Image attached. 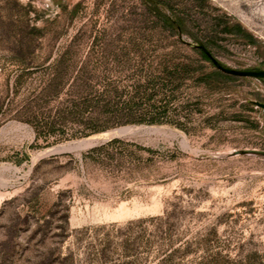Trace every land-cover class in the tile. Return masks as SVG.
<instances>
[{"label": "rangeland", "instance_id": "1", "mask_svg": "<svg viewBox=\"0 0 264 264\" xmlns=\"http://www.w3.org/2000/svg\"><path fill=\"white\" fill-rule=\"evenodd\" d=\"M195 44L264 69V0H0V264H264V157L229 155L264 80ZM128 126L166 130L63 147Z\"/></svg>", "mask_w": 264, "mask_h": 264}, {"label": "water", "instance_id": "2", "mask_svg": "<svg viewBox=\"0 0 264 264\" xmlns=\"http://www.w3.org/2000/svg\"><path fill=\"white\" fill-rule=\"evenodd\" d=\"M197 47H202L201 45L195 44ZM206 54L208 57L213 61V63L221 70L229 74L233 75H239V76H252V77H258L264 80V69H249V70H237V69H232L223 66L217 59H215L211 53L205 49ZM256 105H258L261 108H264V102H259L255 101ZM127 127H122L117 129V131H120V133H125L127 130ZM240 154H246V155H257L264 157V150L261 149H239V150H234L229 153V155H240Z\"/></svg>", "mask_w": 264, "mask_h": 264}, {"label": "bare ground", "instance_id": "3", "mask_svg": "<svg viewBox=\"0 0 264 264\" xmlns=\"http://www.w3.org/2000/svg\"><path fill=\"white\" fill-rule=\"evenodd\" d=\"M170 129H172V128H170ZM126 130H127L126 132H139V131L161 132V131H164L166 129L164 127H150L149 126V127H140V128L138 127V128H136V127L128 126ZM118 134H120V131L115 130V131H111V132L102 134V135L97 136V137H92V138H88V139H83V140H80V141H76V142H73V143H69V144H67V145H65L63 147L66 148L68 146H72V147H76V148H82V147H85V146L92 145L98 139H102V138L103 139H107V138H110V137H112L114 135H118ZM128 134H130V133H128ZM178 134H179V136H181L182 139H184V133H178Z\"/></svg>", "mask_w": 264, "mask_h": 264}, {"label": "trees", "instance_id": "4", "mask_svg": "<svg viewBox=\"0 0 264 264\" xmlns=\"http://www.w3.org/2000/svg\"><path fill=\"white\" fill-rule=\"evenodd\" d=\"M163 17H164V20L167 22L168 26L175 27L177 29H182V23L183 22L179 17L174 18V17H170L169 15H166V14H164ZM201 46L202 47H198V50L202 53V55L205 59H209L208 55L205 52L206 48L203 45H201ZM126 104L129 105L130 103L128 102ZM152 120L155 121L156 119H152ZM99 130H101V129H95L94 132H97Z\"/></svg>", "mask_w": 264, "mask_h": 264}]
</instances>
